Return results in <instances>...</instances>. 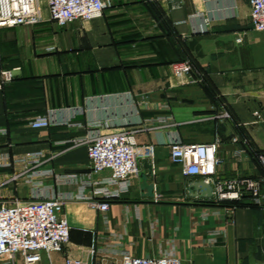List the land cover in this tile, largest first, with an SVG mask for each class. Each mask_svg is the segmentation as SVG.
Here are the masks:
<instances>
[{
  "label": "crops",
  "instance_id": "crops-1",
  "mask_svg": "<svg viewBox=\"0 0 264 264\" xmlns=\"http://www.w3.org/2000/svg\"><path fill=\"white\" fill-rule=\"evenodd\" d=\"M104 1L101 16L60 26L42 0L43 21L0 29V73L15 74L0 85V198L37 190L10 180L16 160L37 153L36 168L53 170L43 192L71 197L64 206L70 243L36 264H121L124 253L157 257L171 249L183 264H264V168L255 154L264 152V32L253 27L249 0ZM184 60L210 91L173 72ZM223 104L230 118L218 117ZM39 115L54 124L33 126ZM160 116L171 119L137 123ZM95 121L102 126L90 127ZM127 127L140 147L153 146V157L139 158L130 190L102 212L89 197L105 185L82 190L62 178L90 171L91 137ZM216 139L223 178L261 180V203L238 206L232 217L191 190L202 178L171 160L173 140ZM16 264H25L22 256Z\"/></svg>",
  "mask_w": 264,
  "mask_h": 264
},
{
  "label": "built area",
  "instance_id": "built-area-1",
  "mask_svg": "<svg viewBox=\"0 0 264 264\" xmlns=\"http://www.w3.org/2000/svg\"><path fill=\"white\" fill-rule=\"evenodd\" d=\"M251 19L257 31L264 32V0H249ZM42 0H0V29L22 25H36L44 20ZM50 18L60 26L74 21L88 22L103 14L106 7L104 0H46ZM175 74L186 73L191 80L204 82L205 76L195 69L190 60L180 61L173 65ZM15 78L12 70L0 73V85ZM256 115L259 114L256 112ZM218 117H231L225 108ZM168 116L154 119L137 120L138 124L148 126L162 125ZM136 123V124H137ZM33 126L54 124L48 115H39L31 120ZM90 127H100L101 122L89 123ZM264 131V120H262ZM136 131L127 127L120 131L97 134L88 140L90 171L67 174L65 182H74L85 189L88 185L102 184L107 188L97 189L94 197H89L91 205L107 212L109 199L118 198L130 190L131 179L139 174V158L153 157L150 145L140 147L135 137ZM240 141L239 137L233 138ZM247 142V140H244ZM221 140L210 142L186 143L173 140L170 143L171 160L182 166L186 176H198L213 186V196L209 198L211 205L221 206L225 202L241 201L250 196L256 204L261 203V180L238 175L223 178L219 174V166L223 159L219 156ZM244 148L237 151L238 155ZM256 156L264 168V152L256 151ZM40 153L20 157L16 160L19 169L10 176V180H24L33 184L37 190L31 191L27 198L9 196L0 198V264H16L18 256H22L25 264H36L45 257L50 259L52 253L62 252L70 243L72 227L64 214L66 201L71 197H60L43 192V177L53 174L52 169H38ZM109 171V175L94 180L93 175ZM84 197V196H83ZM228 216L232 217L236 205H223ZM67 264H79V261H67ZM121 264H183L174 249L160 256H136L124 253Z\"/></svg>",
  "mask_w": 264,
  "mask_h": 264
},
{
  "label": "water",
  "instance_id": "water-1",
  "mask_svg": "<svg viewBox=\"0 0 264 264\" xmlns=\"http://www.w3.org/2000/svg\"><path fill=\"white\" fill-rule=\"evenodd\" d=\"M148 167H150V165ZM190 189L197 191V195L200 197L209 198L213 196V186L203 179L191 182Z\"/></svg>",
  "mask_w": 264,
  "mask_h": 264
},
{
  "label": "trees",
  "instance_id": "trees-1",
  "mask_svg": "<svg viewBox=\"0 0 264 264\" xmlns=\"http://www.w3.org/2000/svg\"><path fill=\"white\" fill-rule=\"evenodd\" d=\"M204 84H205L207 90L210 91L211 90L210 85L206 82V80H204ZM216 99H218V97ZM219 100L221 101L222 99L220 98ZM245 197H247V196H245ZM244 198L241 201H233V202H225V203H222L221 206H223V205H236L238 207V206H242V205H256V203H254V202H250V203L249 202L248 203L244 202L243 201Z\"/></svg>",
  "mask_w": 264,
  "mask_h": 264
}]
</instances>
